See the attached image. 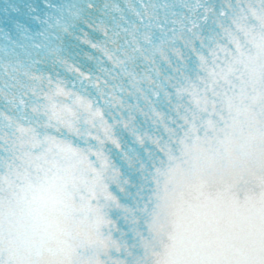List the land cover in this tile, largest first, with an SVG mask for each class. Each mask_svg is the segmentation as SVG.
<instances>
[{"label":"snow or ice","instance_id":"snow-or-ice-1","mask_svg":"<svg viewBox=\"0 0 264 264\" xmlns=\"http://www.w3.org/2000/svg\"><path fill=\"white\" fill-rule=\"evenodd\" d=\"M0 264H264V0H4Z\"/></svg>","mask_w":264,"mask_h":264}]
</instances>
